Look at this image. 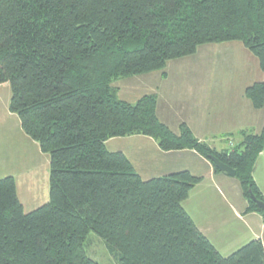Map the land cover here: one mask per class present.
I'll return each instance as SVG.
<instances>
[{"label":"trees","instance_id":"16d2710c","mask_svg":"<svg viewBox=\"0 0 264 264\" xmlns=\"http://www.w3.org/2000/svg\"><path fill=\"white\" fill-rule=\"evenodd\" d=\"M229 42L264 73V0H0V85L10 84V111L50 156L49 201L34 211H24L13 177L0 179V264H98L86 248L91 233L117 264H264L260 239L225 257L196 227L183 202L200 178L145 181L106 147L141 135L164 152L215 156L236 171L247 211L264 217L251 199L264 203L253 178L264 128L218 152L187 125L176 135L163 124L156 95L131 104L113 86ZM245 96L262 109L264 82Z\"/></svg>","mask_w":264,"mask_h":264},{"label":"crops","instance_id":"0c3cea01","mask_svg":"<svg viewBox=\"0 0 264 264\" xmlns=\"http://www.w3.org/2000/svg\"><path fill=\"white\" fill-rule=\"evenodd\" d=\"M229 43H236L232 49L235 47L237 50L239 47L243 67L254 73L253 80L236 78L231 88L233 92L227 94L222 90L224 93L221 96L220 92L211 93L209 87H202L204 82L209 84V78L205 77H198L195 82L186 80L179 86H170L167 84L169 74L165 68L164 71L132 78L142 79L141 86L145 87L143 95L136 102L146 94L157 95V116L163 124L176 135L182 124L187 125L197 140L218 152L232 149L240 143L239 134L243 131L259 134L264 128V107L255 109L245 92L254 83L264 82V73L257 58L243 44ZM6 85H0V88ZM117 88L119 99L131 103L120 98ZM6 108L9 122L1 124L0 121V142L3 137L10 142L8 136L11 138L13 133L15 139L20 136L30 154L21 158L16 153L4 156L0 144V179L16 178L17 170L20 173L33 171L36 168L33 162L36 157L37 165L44 162L50 166V156L43 153L39 144L26 135L18 116L10 111V102ZM106 147L110 152L123 153L145 181L182 171L200 178V183L183 202V208L221 255L227 257L257 239L264 245V217L257 212L247 211L249 205L242 196L238 180L222 172H215L212 162L196 151L164 152L154 139L141 135L110 139ZM2 163L5 173L2 172ZM253 178L264 196V151L255 164ZM18 197L25 211L27 201L20 198L19 192Z\"/></svg>","mask_w":264,"mask_h":264},{"label":"rangeland","instance_id":"374dc122","mask_svg":"<svg viewBox=\"0 0 264 264\" xmlns=\"http://www.w3.org/2000/svg\"><path fill=\"white\" fill-rule=\"evenodd\" d=\"M235 44L236 43L202 45L197 49V53L192 56L169 61L166 67V71L169 74V81L167 84L170 86H179L180 84L185 83L186 80L188 82H195L198 77H205L209 78V84L204 82L201 85L202 87H209L211 93L220 92V95L222 96L224 93L223 91L227 92V94L233 92V89L231 88L234 86L233 83L236 78H249L250 80H253L255 77L254 73H251V71L246 70L243 67L240 50H238L239 47H237V50H235V47H233V49L231 48L232 46H235ZM240 44L242 45V43ZM132 78L134 77L120 79L114 82L113 86L116 88L119 87L121 99L135 103L138 97L143 95L145 87L141 86L142 79ZM204 81H207V79ZM219 87L220 90H217ZM10 98L11 87L10 84L7 83L6 87L0 88L1 124L9 122L6 105L10 102ZM11 136V138L8 136L10 142L6 141L5 137L1 138L0 144L2 155L5 156L9 153H16L19 158L28 157L30 152L26 149L27 146L22 142L20 136H18V139L14 138L13 133H11ZM37 161L36 157L33 161L36 168L33 171L20 173L17 170V176L14 178L20 198L23 199L24 202L25 199L27 201L25 206L26 212H30L49 201L50 166L44 162L43 164L40 163L37 165ZM2 168V172L5 173L3 163ZM13 172L14 171H12V173ZM86 248L89 257L95 260L98 264H117L105 243L94 233L89 235Z\"/></svg>","mask_w":264,"mask_h":264},{"label":"water","instance_id":"95a60500","mask_svg":"<svg viewBox=\"0 0 264 264\" xmlns=\"http://www.w3.org/2000/svg\"><path fill=\"white\" fill-rule=\"evenodd\" d=\"M210 161L213 163V165L222 173L227 174L230 177H235L236 176V171L231 169L229 166L225 165L222 163L218 158L215 156L210 157ZM251 199L255 204L262 210L264 213V203L261 201H258L257 198L251 194Z\"/></svg>","mask_w":264,"mask_h":264}]
</instances>
